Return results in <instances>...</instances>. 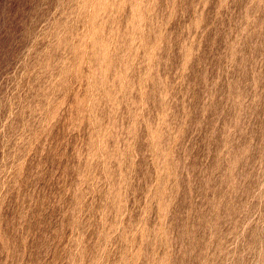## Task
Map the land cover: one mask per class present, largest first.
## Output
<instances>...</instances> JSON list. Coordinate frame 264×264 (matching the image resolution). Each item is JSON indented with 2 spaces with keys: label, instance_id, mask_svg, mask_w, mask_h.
<instances>
[{
  "label": "clouds",
  "instance_id": "9594fccd",
  "mask_svg": "<svg viewBox=\"0 0 264 264\" xmlns=\"http://www.w3.org/2000/svg\"><path fill=\"white\" fill-rule=\"evenodd\" d=\"M0 264H264V0H24Z\"/></svg>",
  "mask_w": 264,
  "mask_h": 264
},
{
  "label": "rangeland",
  "instance_id": "374dc122",
  "mask_svg": "<svg viewBox=\"0 0 264 264\" xmlns=\"http://www.w3.org/2000/svg\"><path fill=\"white\" fill-rule=\"evenodd\" d=\"M23 7L24 0H0V46L6 47L10 41Z\"/></svg>",
  "mask_w": 264,
  "mask_h": 264
}]
</instances>
